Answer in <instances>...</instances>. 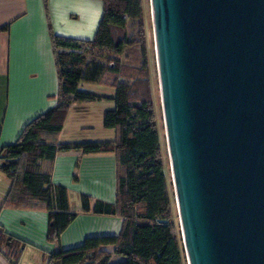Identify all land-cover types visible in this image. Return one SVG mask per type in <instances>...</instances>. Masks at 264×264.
Here are the masks:
<instances>
[{"label": "water", "instance_id": "95a60500", "mask_svg": "<svg viewBox=\"0 0 264 264\" xmlns=\"http://www.w3.org/2000/svg\"><path fill=\"white\" fill-rule=\"evenodd\" d=\"M187 264H264V0H151Z\"/></svg>", "mask_w": 264, "mask_h": 264}, {"label": "trees", "instance_id": "16d2710c", "mask_svg": "<svg viewBox=\"0 0 264 264\" xmlns=\"http://www.w3.org/2000/svg\"><path fill=\"white\" fill-rule=\"evenodd\" d=\"M101 1L103 16L91 40L51 32L57 104L28 123L15 144L1 148L0 171L12 181L4 202L15 207L44 206L49 214L47 236L56 243L80 211L69 208L67 189L54 185L49 164L64 151L114 152L116 201L92 205V198L82 195L81 211L118 215L123 221L120 233L91 236L68 250L58 248L47 264H111L115 255L122 258L115 264H187L152 99L144 0ZM84 83L114 89L115 106L105 111L103 125L116 130V138L59 143L71 105L107 98L83 91ZM23 246L22 240L0 228V251L6 249L15 259Z\"/></svg>", "mask_w": 264, "mask_h": 264}, {"label": "crops", "instance_id": "0c3cea01", "mask_svg": "<svg viewBox=\"0 0 264 264\" xmlns=\"http://www.w3.org/2000/svg\"><path fill=\"white\" fill-rule=\"evenodd\" d=\"M103 11L101 0H0V150L15 144L28 123L57 104L59 83L51 32L69 39L91 40ZM93 85L96 84L84 83L80 88L94 93ZM114 95L113 89L103 95L106 99L71 105L57 141L92 140L89 138L95 137L92 136L95 128L86 117L89 103L103 105L104 121L105 111L115 106L111 99ZM101 128L98 131L104 137L101 139L116 138V130L105 131L109 129L103 122ZM49 168L54 185L67 189L69 208L79 210L78 217L56 243L50 242L46 208L5 204L12 181L0 171V228L24 242L18 258L7 257L6 249L0 251V264H47L49 255L58 248L68 250L79 247L91 236L120 233L123 221L118 215L81 211L82 195L92 198V205L95 201L110 204L116 201L114 152L87 155L77 150L59 152ZM106 248L113 250L110 246Z\"/></svg>", "mask_w": 264, "mask_h": 264}, {"label": "rangeland", "instance_id": "374dc122", "mask_svg": "<svg viewBox=\"0 0 264 264\" xmlns=\"http://www.w3.org/2000/svg\"><path fill=\"white\" fill-rule=\"evenodd\" d=\"M144 9H145V22H146V32H147V55H148V62H149V67H150V79H151V90H152V99L153 102H155V109H156V114H157V125L160 130V137H162V158L165 162V170L167 172L169 181L171 183L172 187V192L174 193V184L172 183V172H171V161L169 160V152L167 148V137H166V132H165V125H164V119H163V113H162V102H161V90H160V78H158V67H157V55H156V43H155V32L153 28V20H152V8H151V0H144ZM139 65V64H138ZM93 90L94 93L102 94L105 95L108 93V91H113L112 87H106L103 84H96L93 85ZM90 108L89 111L86 113L87 121L90 123L94 128H95V134L92 136L94 138H89L92 140H87V141H95L99 142L104 138L103 135H101L98 131L101 128L102 122H103V117H102V109L103 105L102 104H93L89 103ZM93 104V105H92ZM105 131H110V130H105ZM111 132V131H110ZM106 132V133H110ZM87 138V137H85ZM87 141H82V142H87ZM104 141V140H103ZM175 195V194H174ZM175 198V203H174V217L177 220V225H178V230L181 233L180 230V218L178 215V209L176 206V195L174 196ZM7 257L9 254H7ZM122 258L120 256L115 255L113 259L111 260V264H115L119 261H121Z\"/></svg>", "mask_w": 264, "mask_h": 264}]
</instances>
